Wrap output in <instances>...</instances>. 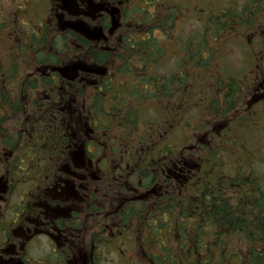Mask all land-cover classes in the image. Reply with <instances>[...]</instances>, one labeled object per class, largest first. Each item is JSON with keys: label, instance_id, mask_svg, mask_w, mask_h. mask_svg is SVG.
<instances>
[{"label": "flooded vegetation", "instance_id": "flooded-vegetation-1", "mask_svg": "<svg viewBox=\"0 0 264 264\" xmlns=\"http://www.w3.org/2000/svg\"><path fill=\"white\" fill-rule=\"evenodd\" d=\"M200 4L37 0L34 11L28 10L26 30L12 29L10 45L0 47L5 56L4 63L0 58V100L7 106L0 109V264H109L113 258L115 264H159L173 262L180 244L186 250L198 160L206 151H217L223 166L222 151L235 148L228 142L229 128L254 123L264 113V0H236L228 13L219 14V20L231 19L225 26L238 44L236 74H228L221 57L217 78L204 84L175 79L174 66L166 77L159 73V53L165 49L167 60L178 53L187 58L183 69L189 68L188 49L201 42L206 27ZM134 9L136 18L128 15ZM190 18L199 22V34L176 36L177 27ZM67 32L71 47H62L60 36L68 37ZM131 42L137 47L126 46ZM131 52L130 72L122 74L126 64L119 60ZM148 53L154 59L144 62ZM105 54L110 61L98 62ZM201 57L206 58L204 49ZM141 101L161 116L145 136L159 138L146 144L131 139L134 133L122 137V123L112 130L109 116L114 102L138 107ZM49 102L72 103L66 132L57 128L55 142L31 148L30 108ZM95 102L103 103L104 115L86 111ZM195 116L208 122L192 127ZM15 134L23 136L16 142ZM235 149L230 157H238ZM200 194L202 225L221 228L222 191ZM199 243L204 259L226 253L237 261L240 245L264 240H232L231 252L208 237Z\"/></svg>", "mask_w": 264, "mask_h": 264}, {"label": "trees", "instance_id": "trees-1", "mask_svg": "<svg viewBox=\"0 0 264 264\" xmlns=\"http://www.w3.org/2000/svg\"><path fill=\"white\" fill-rule=\"evenodd\" d=\"M142 1V0H137ZM36 0H6L0 6V47H8L11 43L10 37L13 34L12 29L20 27L23 21L28 16V6L33 5ZM53 8V6H52ZM133 12V13H132ZM135 10L129 11L128 15L131 14L133 18H136L134 15ZM48 13V12H46ZM228 13V12H226ZM235 12H233L234 14ZM218 12L216 16H212L209 19L210 28H206L202 33L201 42L198 40V45L195 48L188 49V57L190 58L189 70L183 69V64L187 61V58H179L178 63L174 71L175 79L180 80H197L204 84L205 81L214 80L217 78L218 68L215 65L212 66L209 64V60H212V56L217 55L215 50H207L205 47L207 33L210 32L211 38L217 40L220 35H226L228 28L231 24V19L228 21L219 20ZM147 23L150 24V20H147ZM13 28H10V26ZM226 25V26H225ZM130 29V28H129ZM147 29V28H144ZM131 30H136V26L131 27ZM68 37L65 35L60 36L62 47H71L69 38L71 34L67 32ZM53 45V46H59ZM127 47L133 46L137 47L134 42L126 44ZM206 52V58L202 59L201 53L202 50ZM6 55V51H4ZM101 54L96 53L97 59ZM135 57L134 53H127L124 57L119 60L122 63L126 64V67L121 70L122 74H128L130 68L127 66L129 62H132L131 58ZM1 62H5V56L0 54ZM152 54H146V61L151 62L153 60ZM55 61V60H48ZM102 63L103 61H110L107 59V54L103 56L102 59L97 60ZM207 67H213L211 70H207ZM5 72V71H3ZM133 72V71H132ZM53 76H46L47 79L52 78ZM166 77V76H164ZM184 83L180 84L182 86ZM134 98H139L138 92H134ZM5 104L0 100V109L6 108L3 106ZM42 104H36V107H31L30 122H29V144L31 148L42 147V145L49 141L55 142L58 134L57 128L59 131L66 132V126L64 122H68L71 111L72 103L70 102H49L45 103L44 107H41ZM82 105V102L79 103ZM103 103L95 102L86 109L91 110L94 115H104ZM146 113L143 110H139L138 107L129 102H114L110 104L109 116L111 118L112 130L117 124L122 123L125 128L122 131V137L127 132L128 135L135 134L136 125L140 120H143ZM153 116V115H152ZM151 116V117H152ZM158 116L154 117L153 121L157 122ZM15 123L18 121L17 116L14 117ZM62 122V123H59ZM17 136L22 138V134H15V141H18ZM158 134H153L152 138L141 137L139 138L142 144L151 143L153 139L158 138ZM149 138V139H148ZM183 142V140H181ZM191 143L195 142L190 140ZM37 149V148H35ZM206 156L201 157V161L198 160L200 164V172L196 173V177L193 180L195 187L192 188L194 195L190 199L189 206V217H190V233H189V243L185 246L186 250H183V245L175 247V258L171 263H159V264H264V243L260 245H251V246H242L238 247L239 252H242V255L237 261H230L226 253L222 254V258L218 260L204 259L201 257V244L199 241L203 240L205 237L211 239V242L218 240V243L222 242L223 252H231L230 250L234 249V246L231 244V241H256L264 240V186L261 183V179L253 169L250 171L242 170L239 165V170L236 169L235 173H230L225 169V163L223 166L218 161L216 156L217 151H206ZM223 154V152H222ZM224 155V154H223ZM247 159L251 161L253 156V150L247 149L245 151ZM223 159V157H222ZM33 163V161H32ZM242 170V171H241ZM206 177H209L207 180ZM216 182L221 183V186L218 189L216 187ZM208 185H210L208 187ZM203 190H221L222 191V222L223 226L221 228L216 227L212 224L210 230H206L204 225H202V219L200 217L199 207L202 200V195L200 194ZM226 192H230L231 195H225ZM233 193V195H232ZM234 203H233V201ZM177 201V199H176ZM179 217H183L185 211L180 210L177 212ZM176 213V214H177ZM213 218L216 216L213 215ZM237 217V219H235ZM176 221L177 218H176ZM228 223V224H226ZM212 252L215 249V246L211 245L210 247ZM226 255V256H225Z\"/></svg>", "mask_w": 264, "mask_h": 264}, {"label": "rangeland", "instance_id": "rangeland-1", "mask_svg": "<svg viewBox=\"0 0 264 264\" xmlns=\"http://www.w3.org/2000/svg\"><path fill=\"white\" fill-rule=\"evenodd\" d=\"M5 0H0V6L1 4L4 2ZM8 0H6L7 2ZM236 0H201V4H200V8L201 11L206 13V28H210V24H209V18L211 16H216L217 11L219 10H223L225 8L230 9L231 7V3L235 2ZM241 1V0H240ZM151 3V2H150ZM31 11H34V8H30L29 9V13ZM211 15V16H210ZM200 30V24L199 22L194 19V18H190L189 21L185 22L184 24H181L177 27V30L175 32L176 36L181 35V33H186L188 31H190L191 34L193 33H198V31ZM220 36H223L220 35ZM233 38V36L229 35L226 36L225 35V41L228 42L229 40H231ZM222 39L221 37H219L217 40H213L211 38V34L210 32L207 33L206 36V42H205V47L207 50H215L217 51V53L222 54L224 52V60L226 62V66H228L227 68V72L231 71L234 68L239 69V66L241 64V58L238 52V44L236 42H231V43H227V45L224 48L223 51V46H222ZM161 52H164V50L161 48ZM167 50L165 49V54H163V58L161 57V59L158 61V68L161 70V73L167 72L168 69H171V67L175 66V64L178 62L179 57H181L180 54L177 53V55L173 54V58L172 60H167ZM223 60V59H222ZM223 60V62H224ZM218 61V57L216 56H212V60H209V64L210 65H214L215 62ZM213 67L208 68L207 70H211ZM234 73V72H232ZM144 102L146 101H141V102H137L138 105V109L139 110H144L146 109V105L152 106V104L148 103V104H144ZM149 114H152L153 111L148 110ZM161 119V116L159 118V120ZM154 119L148 118V117H144L143 120H140L137 125H136V131L135 134H137L138 136H141L142 134H147L151 128V124L152 121ZM201 120V123H200ZM189 121V120H188ZM245 121V119H244ZM254 123L251 122H247L246 124H244V126H239L238 123H234L230 128H229V133H230V139L231 142L234 143L235 148L238 147V157H230L229 159L227 158V155H229V151L225 152L224 156H223V162H225L228 165V169L231 166V164L229 162H227V160H229L230 162H233L235 164H241V163H245L247 156L245 155V151L247 149H249V147H253V154H254V163H253V168H254V172L258 174V176L261 179V183L264 186V113L255 117L254 118ZM208 122V119L204 118V119H200L199 116H195L193 117L189 123L192 127H194L197 123L199 124H205ZM194 132V131H192ZM202 132H201V137H202ZM192 136V133L191 135ZM177 137H179V134H177ZM159 138V137H158ZM199 137L196 138L193 137V139H198ZM231 151L234 148H230ZM235 153L237 152V150H234ZM237 168H233V166L230 167V173H235ZM239 170V169H237ZM114 259V258H113ZM113 259L111 260V262L109 264H115L117 262H114ZM134 263V262H133Z\"/></svg>", "mask_w": 264, "mask_h": 264}]
</instances>
